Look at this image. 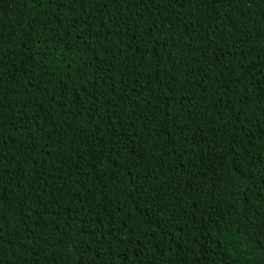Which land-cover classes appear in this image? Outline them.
Returning a JSON list of instances; mask_svg holds the SVG:
<instances>
[{
  "label": "trees",
  "instance_id": "trees-1",
  "mask_svg": "<svg viewBox=\"0 0 264 264\" xmlns=\"http://www.w3.org/2000/svg\"><path fill=\"white\" fill-rule=\"evenodd\" d=\"M0 112V264H264V0H0Z\"/></svg>",
  "mask_w": 264,
  "mask_h": 264
},
{
  "label": "snow or ice",
  "instance_id": "snow-or-ice-1",
  "mask_svg": "<svg viewBox=\"0 0 264 264\" xmlns=\"http://www.w3.org/2000/svg\"><path fill=\"white\" fill-rule=\"evenodd\" d=\"M63 2L69 3L70 0H63ZM160 0H157V3H159ZM165 3H167V0H164ZM50 3V0H45V4ZM4 111H7V109H4ZM4 117L3 112H0V124L3 123ZM250 231L253 235H258L262 240H264V219H261L259 221L252 219L250 222Z\"/></svg>",
  "mask_w": 264,
  "mask_h": 264
}]
</instances>
